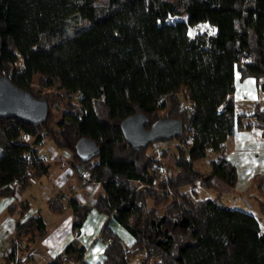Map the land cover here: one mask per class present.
<instances>
[{
	"label": "trees",
	"instance_id": "obj_1",
	"mask_svg": "<svg viewBox=\"0 0 264 264\" xmlns=\"http://www.w3.org/2000/svg\"><path fill=\"white\" fill-rule=\"evenodd\" d=\"M94 1L0 0V74L48 103L39 125L0 118V197L47 175L38 146L50 138L70 153L73 172H88L102 188L93 204L68 200L73 230L95 209L133 241L127 245L104 223L98 264H128L137 253L144 254L138 264H264V230L253 213L218 197L195 202L181 191L195 183L231 189L235 170L223 155L205 173L193 161L207 151L221 153L247 116L264 131V109L236 113L232 100L237 74L253 78L264 94V0H107L96 9ZM92 12L90 24L65 31L66 18ZM198 23L210 29L190 35ZM141 111L148 126L164 117L184 123V146L165 167L163 157L133 149L121 133V120ZM83 137L99 148L84 161L75 149ZM256 185L263 214L264 180ZM147 199L168 205L158 213L146 207ZM48 206L60 212L63 202L52 199ZM28 207L19 205L3 264H27L16 257L19 243L28 248L47 233L41 215L25 217ZM69 262L87 264L82 245L67 244L49 264Z\"/></svg>",
	"mask_w": 264,
	"mask_h": 264
},
{
	"label": "crops",
	"instance_id": "obj_2",
	"mask_svg": "<svg viewBox=\"0 0 264 264\" xmlns=\"http://www.w3.org/2000/svg\"><path fill=\"white\" fill-rule=\"evenodd\" d=\"M235 83L232 100L236 113L251 114L255 105L264 109V94L259 91L253 78L239 79L237 74ZM254 123L253 117L247 116L242 119V127L236 129L224 140L223 151L213 152L215 159L223 155L224 159L234 166L235 181L230 190L235 194L253 197L257 203V210L260 212L257 199L261 198L263 192H260L257 185L252 183L256 176L264 180V131L254 126ZM27 140L32 139L29 137ZM51 150L53 153L39 154L49 165L47 175L31 180L25 189L17 191L14 195L0 197V264H3L1 257L10 249L8 239L13 235L19 205L22 202L29 204L25 217L41 215L47 233L29 240L28 248H25V242L19 243L20 247L16 252L18 259L27 264H49L69 243L84 247V260L87 264H98L103 259L105 245L99 240L100 229L106 222L111 227L113 218L91 209L84 218L82 226L73 230L72 209L68 205V200L72 198L81 204H93L102 193L101 185L98 182H85L82 178L84 175L82 170L79 172L71 170L69 152L57 153L55 149ZM218 184L222 185V183ZM262 188L264 190V186ZM52 199H60L63 202L60 212L49 209L48 204ZM33 202H36V205H33ZM12 206H16L14 214L7 211ZM121 239L127 245L133 242L130 235L125 233ZM68 264L77 263L69 262Z\"/></svg>",
	"mask_w": 264,
	"mask_h": 264
},
{
	"label": "water",
	"instance_id": "obj_3",
	"mask_svg": "<svg viewBox=\"0 0 264 264\" xmlns=\"http://www.w3.org/2000/svg\"><path fill=\"white\" fill-rule=\"evenodd\" d=\"M47 112V101L33 97L30 92L18 88L8 77L0 74V118L15 117L35 126L47 118ZM120 123L126 143L138 151L146 149L156 141L165 142L181 137L184 133V123L179 118H160L148 126L149 122L142 111L130 114ZM75 149L83 161L92 159L99 152L96 143L87 137L79 139Z\"/></svg>",
	"mask_w": 264,
	"mask_h": 264
},
{
	"label": "rangeland",
	"instance_id": "obj_4",
	"mask_svg": "<svg viewBox=\"0 0 264 264\" xmlns=\"http://www.w3.org/2000/svg\"><path fill=\"white\" fill-rule=\"evenodd\" d=\"M106 4H107V0H96L94 1L92 7H94V9L101 8ZM92 16H93V12L88 17L71 16L66 18L65 31L72 32V30L78 27L81 28L87 26L88 24H90V22H92L93 20ZM185 16L186 15L183 13L182 18H184ZM208 29H210L209 26L204 25V23H198L193 28L192 27L189 28V34L192 35L193 33H196V31H202ZM25 138L29 139V137L27 136H25ZM179 145L184 146L183 142L179 139V137L165 142L156 141L153 144L149 145V147H147L146 153L153 158L158 156L163 157L162 161L165 167L169 161L168 157L177 153ZM51 149H55L57 153L68 152L65 149L55 148L50 138H45L38 147L39 154L53 153ZM162 152H166V153L162 155L161 154ZM214 159H215L214 152L207 151L204 157L193 161V167L196 171L200 173H205L211 168L210 165ZM160 169L163 172V173L161 172V175H165L166 170L163 167H160ZM82 178L84 179L85 182H92L88 179V172L84 171V175ZM33 180L34 179H32V181ZM261 182L262 179H260L259 176H256L255 178H253L252 184H261ZM33 189L34 188H32V190ZM181 191L190 194V196L195 202L203 201V199L214 200L216 197H218L220 201H222L226 206L230 208H235L238 210L241 209L246 212L253 213L257 218L258 223H260L261 230L263 231L264 229V214L262 215L260 212H258L256 200H254V198L249 195L235 194L230 189L223 186V184L221 185L218 183L214 185H204V184L201 185L200 183H195V184H191L190 186H183L181 188ZM32 200L33 199L31 198V201ZM33 205H36V202H33ZM145 205L147 208H154L156 212L161 213L167 207L168 203L153 204V202L150 199H147ZM111 222H112L111 224L112 230L114 231L116 230L121 237L124 235V233L129 236V234H127V232L123 228H121L114 219H112ZM143 255H144L143 253H137L135 256H133L130 259L128 264H138L139 258Z\"/></svg>",
	"mask_w": 264,
	"mask_h": 264
},
{
	"label": "built area",
	"instance_id": "obj_5",
	"mask_svg": "<svg viewBox=\"0 0 264 264\" xmlns=\"http://www.w3.org/2000/svg\"><path fill=\"white\" fill-rule=\"evenodd\" d=\"M159 169H160V168H159ZM160 172H162L161 169H160ZM162 173H163V172H162Z\"/></svg>",
	"mask_w": 264,
	"mask_h": 264
}]
</instances>
